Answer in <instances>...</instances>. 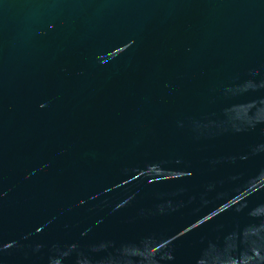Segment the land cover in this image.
<instances>
[{
  "label": "water",
  "instance_id": "water-1",
  "mask_svg": "<svg viewBox=\"0 0 264 264\" xmlns=\"http://www.w3.org/2000/svg\"><path fill=\"white\" fill-rule=\"evenodd\" d=\"M0 264H264V0H0Z\"/></svg>",
  "mask_w": 264,
  "mask_h": 264
}]
</instances>
